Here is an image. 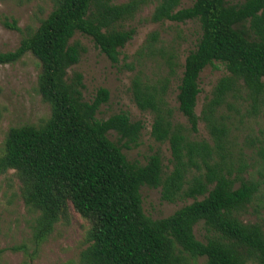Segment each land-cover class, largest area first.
<instances>
[{
    "label": "trees",
    "instance_id": "16d2710c",
    "mask_svg": "<svg viewBox=\"0 0 264 264\" xmlns=\"http://www.w3.org/2000/svg\"><path fill=\"white\" fill-rule=\"evenodd\" d=\"M152 1L52 0L53 8L39 26L27 28L14 51L0 53V66L15 64L27 54L39 62L37 90L50 107L49 117L38 125L9 129L0 150V176L14 173L24 205L37 214L32 235L36 244L67 219L71 209L86 221L80 264H189L198 259L203 264H264L263 227L239 219L260 184L232 179L226 163L229 117L223 114V108H233L230 98L243 97L254 114L264 105V0H194L188 8H180L182 0H156L153 23L196 21L201 31L195 50L181 66L175 97L176 111L188 127L174 121L175 110L167 101L180 68L177 52L157 47L156 32L138 54L152 61L158 57L165 75L151 79L138 71L131 80L135 105L152 115L151 138L169 145L167 174L157 154L143 166L130 163L119 143L137 147L142 123L131 122L126 113L97 120L99 108L109 100L108 90L99 88L86 102L82 75H68L85 52L70 43L75 34L89 38L117 65L120 50L135 35L121 23ZM5 26L20 31L15 23ZM214 64L222 65L227 75L217 81L197 116L199 76ZM199 121L211 144L190 138ZM109 132L116 133L118 143L108 139ZM144 186L160 189L164 202H193L167 218L152 220L142 209ZM199 223L205 228L204 241L193 232ZM3 253L0 250V256Z\"/></svg>",
    "mask_w": 264,
    "mask_h": 264
},
{
    "label": "rangeland",
    "instance_id": "374dc122",
    "mask_svg": "<svg viewBox=\"0 0 264 264\" xmlns=\"http://www.w3.org/2000/svg\"><path fill=\"white\" fill-rule=\"evenodd\" d=\"M128 0H115L116 4ZM229 4H240L244 0H226ZM194 0H182L180 8H188ZM156 0L148 3L136 13L134 18L121 23L124 30H135L133 39L120 50L119 63L113 65L100 53L92 41L80 34L70 41L78 43L84 53L77 65L68 70L80 73L83 77V100L90 102L99 88L109 92V100L103 104L97 114V120H106L112 115L126 113L131 122H141L143 129L137 147L125 148L120 142L122 153L133 164L143 166L147 159L157 154L162 161L164 174L171 170L170 150L167 142H155L151 136L152 115L140 111L135 105L131 93V80L138 71L151 79L162 77L166 70L162 68L159 58L153 61L139 56L140 48L149 35L156 32L159 37L157 45L165 49H175L180 68L177 76L172 79L168 103L175 110L174 121L187 126V121L177 110L175 100L177 86L181 77V66L186 56L195 50L201 31L198 22L187 21L184 24L172 22L153 23L150 18ZM53 8L52 0H0V53L14 51L27 28L36 29L39 22L45 19ZM15 23L20 31L7 28L6 24ZM132 66L131 70L129 67ZM40 73L39 62L27 54L19 62L12 65L0 66V150L4 146L6 135L10 128L26 125H38L50 115V107L42 101L37 90V78ZM225 68L220 64L207 66L200 73V94L197 98L195 112L200 116L201 109L217 81L226 76ZM264 81V79H263ZM233 108H223V114L228 115V157L232 179L235 177L244 181L260 184V188L251 204L240 213L243 223H258L264 229V105L254 114L248 104L241 99H229ZM197 133L191 134L192 140L211 139L202 121L198 123ZM110 141L118 143V136L109 132ZM195 174V173H193ZM236 180L234 188L239 187ZM142 209L152 220L164 219L174 214L180 208L193 202V199L178 200L168 203L161 200L160 189L140 188ZM202 200V197L197 198ZM37 214L26 208L20 196L19 183L12 171L0 176V264H80L79 256L86 248L85 236L88 225L72 209L67 219L60 220L53 232L42 242L36 244L33 230ZM195 237L204 241L206 235L202 223L193 229ZM19 251H9L10 248ZM203 259L190 261L189 264H203Z\"/></svg>",
    "mask_w": 264,
    "mask_h": 264
}]
</instances>
